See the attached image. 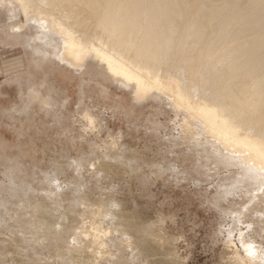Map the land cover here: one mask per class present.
<instances>
[{
  "label": "rangeland",
  "instance_id": "1",
  "mask_svg": "<svg viewBox=\"0 0 264 264\" xmlns=\"http://www.w3.org/2000/svg\"><path fill=\"white\" fill-rule=\"evenodd\" d=\"M13 16L0 5V264H247L243 242L264 255V180L222 163L168 99H136L93 59L68 65Z\"/></svg>",
  "mask_w": 264,
  "mask_h": 264
},
{
  "label": "bare ground",
  "instance_id": "2",
  "mask_svg": "<svg viewBox=\"0 0 264 264\" xmlns=\"http://www.w3.org/2000/svg\"><path fill=\"white\" fill-rule=\"evenodd\" d=\"M4 4L11 5L14 31L33 18L44 40L60 44L54 45L60 60L82 67L93 59L136 99H168L219 145L222 163L264 180V0H0ZM86 119L93 122L90 113ZM102 233L94 231L91 241ZM243 245L247 264H264L258 249Z\"/></svg>",
  "mask_w": 264,
  "mask_h": 264
}]
</instances>
